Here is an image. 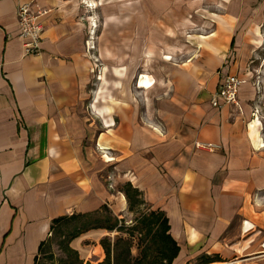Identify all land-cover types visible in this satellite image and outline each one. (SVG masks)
<instances>
[{
  "label": "crops",
  "instance_id": "1",
  "mask_svg": "<svg viewBox=\"0 0 264 264\" xmlns=\"http://www.w3.org/2000/svg\"><path fill=\"white\" fill-rule=\"evenodd\" d=\"M91 1L0 0V264H37L58 217L125 215V182L166 215L171 264H264L263 122L249 125L263 2L105 0L94 54ZM21 3L46 11L35 55ZM220 69L243 80L237 107L210 104Z\"/></svg>",
  "mask_w": 264,
  "mask_h": 264
},
{
  "label": "trees",
  "instance_id": "2",
  "mask_svg": "<svg viewBox=\"0 0 264 264\" xmlns=\"http://www.w3.org/2000/svg\"><path fill=\"white\" fill-rule=\"evenodd\" d=\"M122 192L127 202V210L132 212L135 207L142 202L141 193L129 182L122 185ZM72 224V229L67 228L66 237L63 242L64 251L72 254L78 261V253L69 246L72 239L90 229H105L108 232L120 233L113 240L105 236L99 243L105 253L104 259L98 264H171L176 257L179 247L176 241L169 234L168 219L164 212L150 210L140 212L135 217L134 223L126 227L122 220L113 216L106 206H102L100 211L86 214H71L61 216L52 221L50 227L51 235L60 224ZM128 236H123V234ZM50 235V237H51ZM137 236L138 252L136 256L131 254L130 239ZM46 242L40 247V254L43 252ZM206 259L203 263L211 262Z\"/></svg>",
  "mask_w": 264,
  "mask_h": 264
},
{
  "label": "rangeland",
  "instance_id": "3",
  "mask_svg": "<svg viewBox=\"0 0 264 264\" xmlns=\"http://www.w3.org/2000/svg\"><path fill=\"white\" fill-rule=\"evenodd\" d=\"M185 2V0H182ZM108 1H102L98 3L94 8H92V15L95 16V20H93L94 27L93 30V39L94 43L97 41L96 48L97 50L94 51V54H98V37L100 35V26L102 24V15H101V7L107 4ZM264 4V0H261ZM110 4H107L109 6ZM172 5H178L177 0H172ZM97 25V26H96ZM259 28V38L260 44L258 48V54L256 56L251 57V62L249 64V69L251 70V75L249 78V82L251 86L254 87L256 92V98L254 103L257 108V117L259 116V121L263 122V129L264 132V19L260 24ZM95 49V44H94ZM102 63H96L95 68V77L93 79L92 85H95L97 76L101 75L100 67H102ZM142 199V198H141ZM147 205L142 202L141 204L137 205L135 209L130 212L128 211L125 215L119 217V220H122L126 227H130L135 220V217L138 216L140 212L147 211ZM72 224H63L60 223L55 230L52 232L50 239L47 241L43 252L40 254L38 263L37 264H98L104 259L105 253L99 243V240L105 236H109L110 240H113L117 233L115 231L108 232L106 230H97V229H90L87 232H84L81 240L79 237L72 239L69 243V246L76 250L78 253V261L72 254H68L64 251L63 242L66 237V230L67 228L72 229ZM72 227V228H71ZM84 235L87 238H84ZM123 236H128L127 234H123ZM131 243V254L133 256L137 255L138 249V240L137 236L135 235L130 239Z\"/></svg>",
  "mask_w": 264,
  "mask_h": 264
},
{
  "label": "built area",
  "instance_id": "4",
  "mask_svg": "<svg viewBox=\"0 0 264 264\" xmlns=\"http://www.w3.org/2000/svg\"><path fill=\"white\" fill-rule=\"evenodd\" d=\"M18 36L22 39V50L24 55H35L40 53V41L44 31V25L41 21V17L46 13L38 5H32L30 3L18 4L15 10ZM92 28L94 24L92 23ZM93 30L87 37L85 43L88 49H94ZM93 57V56H92ZM96 63L97 58H94ZM218 84L215 91L210 97V104L213 107H219L222 105H235L238 106V92L241 80L236 74H232L228 71L221 70L218 72ZM99 78V76H97ZM257 112V111H255ZM255 119L257 116L253 114ZM196 147L214 150L219 147L212 143H195Z\"/></svg>",
  "mask_w": 264,
  "mask_h": 264
},
{
  "label": "bare ground",
  "instance_id": "5",
  "mask_svg": "<svg viewBox=\"0 0 264 264\" xmlns=\"http://www.w3.org/2000/svg\"><path fill=\"white\" fill-rule=\"evenodd\" d=\"M90 6L92 8L95 7V3L94 2H90ZM97 26V25H96ZM166 58H169L168 56H166ZM152 84V82H150V79H148V76L146 74H141L139 79H138V87H148ZM250 128L252 131H256L257 130V127L260 126V121H259V118L256 117L255 119H252L250 121ZM258 143H261V140L258 139ZM109 159V158H107Z\"/></svg>",
  "mask_w": 264,
  "mask_h": 264
}]
</instances>
